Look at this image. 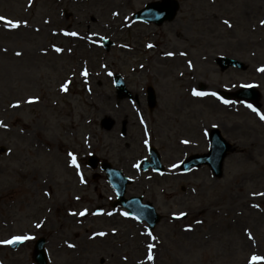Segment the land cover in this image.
I'll use <instances>...</instances> for the list:
<instances>
[{"label": "rangeland", "instance_id": "obj_1", "mask_svg": "<svg viewBox=\"0 0 264 264\" xmlns=\"http://www.w3.org/2000/svg\"><path fill=\"white\" fill-rule=\"evenodd\" d=\"M152 1L160 0L116 7L103 0H0V15L28 22L18 28L0 22V121L8 125L0 127V241L30 237L16 249L0 243V264H36L38 237L46 240L48 264H264L251 259L264 258V71H258L264 67V0H176L169 21L132 18ZM103 37L114 42L108 50ZM218 56L245 66L222 69ZM115 73L139 99L147 86L158 98L145 117L153 146L170 168L159 175L129 174L126 190L160 215L150 231L111 206L113 190L104 178L93 179L86 163L90 152L108 153V146L124 148L129 161L138 157L139 151H129L142 137L138 106L117 96ZM248 85L260 92L255 111L221 96ZM139 106L146 111L143 100ZM105 116L115 120L110 129L101 125ZM122 121L126 135L120 137ZM212 127L232 146L222 175L214 177L207 166L188 173L173 167L206 152L205 131ZM247 191L256 209L240 221L234 205ZM68 207L76 215L88 210L82 224L67 220ZM180 212L185 218L171 219ZM87 227L115 228L116 234L91 238ZM148 232L159 242L151 260L148 245L155 241Z\"/></svg>", "mask_w": 264, "mask_h": 264}, {"label": "water", "instance_id": "obj_2", "mask_svg": "<svg viewBox=\"0 0 264 264\" xmlns=\"http://www.w3.org/2000/svg\"><path fill=\"white\" fill-rule=\"evenodd\" d=\"M176 10V5L172 1H167V3H159L155 4L153 6H150L149 9L143 14V15H149L146 16V20H152L155 21L156 23H161L165 19H170L174 16ZM138 16H141L142 14H137ZM220 65L222 68H226L230 65H235V66H242V63L230 58H221L220 59ZM120 93L124 92V86H120L119 88ZM236 95L240 96L241 98H247L250 99L251 101L256 100L257 98V91L254 90L253 88H247V89H242L239 91ZM150 99L152 102H154V96L152 94V91H150ZM210 145L211 148L209 150L208 154L204 155H197V156H192L191 158L187 159L183 164L182 168L183 170L189 169L191 166H199L201 164H208L214 174L216 176H220L222 173V160L224 156L227 153V150L229 148V145L225 142V140L219 135L217 130H212L211 135H210ZM156 163L158 165V159H156ZM154 164V161H153ZM116 175L114 171H111ZM118 177V176H117ZM118 180H122L119 178ZM119 186L121 190H118L119 195L123 192V185H125L126 180L119 181ZM117 187V185H114ZM123 187V188H122ZM120 203L125 205L127 208L130 209V214L134 217H136L138 220H146L149 228H152L155 223L158 221L159 216L156 214L154 208L150 203H141V197H131L129 199H119ZM19 242L17 243H12L13 247H15ZM43 245H44V239L39 238L36 241L35 244V250H34V259L38 262V264H46V259H45V253L43 250Z\"/></svg>", "mask_w": 264, "mask_h": 264}, {"label": "bare ground", "instance_id": "obj_3", "mask_svg": "<svg viewBox=\"0 0 264 264\" xmlns=\"http://www.w3.org/2000/svg\"><path fill=\"white\" fill-rule=\"evenodd\" d=\"M99 1H102V0H99ZM103 1L111 3L112 5H114L116 7V6L123 5V4L130 5V4H132L133 2H135L137 0H119L117 2H114V0H103ZM115 7L111 8V10L112 11H116ZM121 25H123V24H121ZM74 33H76V32H74ZM73 36L75 37V39H77L79 41H82V42L85 41V39L83 37H80L78 34L77 35H73ZM67 161H68V167L70 169H73V171H74L76 167L72 165L71 159H68ZM242 186L243 185L241 184L240 187H242ZM249 192L250 191H247V193L245 194L246 196L244 195L245 197H243L241 200H239L234 205V213H235L234 217L237 218L240 221L241 220L247 221V218L249 219V215L253 213L252 210L256 209L255 204L252 202V198L250 197L251 193L249 194ZM52 195H53V191L49 190L48 198L50 200H51ZM69 209H72V208L68 207L67 209L64 210V215L66 216L67 220H70V221H78V220H80L79 225L82 224L83 216L72 215L71 213H73V212H71ZM86 229H87L86 232L88 233L89 237H91V238H93V237H102V236H99V235H93L94 233H100L101 232L100 230H92L90 227H87ZM113 229H115V228H109L104 233H106V235L114 236L116 234V230L113 231ZM78 232H79L78 229H74L73 230V235L76 236V234ZM245 240H246V238H245ZM245 240H243V241L245 242V244L247 246H249V242L245 241ZM158 243H159L158 241L150 242V244H154L155 245L154 248H157ZM138 248H139V250H141L140 246H138ZM101 261H102V258H100V262ZM246 264H249V263H246Z\"/></svg>", "mask_w": 264, "mask_h": 264}, {"label": "snow or ice", "instance_id": "obj_4", "mask_svg": "<svg viewBox=\"0 0 264 264\" xmlns=\"http://www.w3.org/2000/svg\"><path fill=\"white\" fill-rule=\"evenodd\" d=\"M114 15H115V13H114ZM0 21H3V22H4V26L7 27V28H18V27L21 25V23H23V24H25V25L28 23L26 20H25V21L12 20V19L7 18V17H5V16H3V15H0ZM224 23L227 24L229 27H231V24H230V22H229L228 20H225ZM260 23H261L262 25H264V20H261ZM71 35H77V33H71ZM148 46H149V47H152V45H148ZM54 47H55V46H54ZM56 51L59 52V51H61V49L57 47V48H56ZM20 54H21V53H19V52L16 53V55H18V56H19ZM166 55L171 56V55H173V53L169 52V53H166ZM258 71H264V67H261L260 69H258ZM84 75H87V72H86V71H85ZM64 90H66V87L64 88ZM194 95H204V93L196 92V91L194 90ZM212 95H215V93H212ZM29 102H31V100H30ZM14 106H16V105H14ZM248 106H249L250 108L252 107V105H248ZM253 110L255 111V109H253ZM261 118L264 119V115H262ZM0 127L7 128L8 125H7L6 123H4L3 121H0ZM145 143H147V141H145ZM185 143H187V141H185ZM68 155L71 157V163H72V165L78 167V165H77V161H76V156H75L73 153H71V152H70ZM173 167H175V165H173ZM81 182H82V183L84 182V180H83V176H81ZM259 195H264V193H259ZM257 206H258V205H257ZM87 211H88V210L85 209V210L79 212L78 215H80V216H84V215H86ZM71 214H72V215H76L77 213H71ZM109 215H111V213H109ZM123 215L128 216V213L125 212V213H123ZM174 215H177V216H184V215H186V213H184V212H180V213H174ZM36 227H40V224H37ZM113 231H115V229H113ZM93 235L104 236V235H106V233H104V232H100V233H94ZM147 235L150 236V237L152 238V240H154V241L157 239V237L154 236V235L152 234V232H148ZM29 238H30V237H28V236H13V237H12L11 239H9V240L0 241V243L12 244V243H17V242H21V241L27 240V239H29ZM249 238H251V236H250ZM69 247H74V245H69ZM154 247H155L154 244H149V245H148V248H149L148 259H149V260L153 259V254H152L151 249H153ZM251 259H252L253 262H255V261H259V260L264 259V258H262V257H260V256L253 255Z\"/></svg>", "mask_w": 264, "mask_h": 264}, {"label": "flooded vegetation", "instance_id": "obj_5", "mask_svg": "<svg viewBox=\"0 0 264 264\" xmlns=\"http://www.w3.org/2000/svg\"><path fill=\"white\" fill-rule=\"evenodd\" d=\"M141 116H143L144 114V109H141ZM142 124L145 125L144 123V117H142ZM151 135L153 136V128L151 127ZM108 150V153H104V152H99L98 154L109 160L111 163L117 165L119 168H121L122 170L126 171V172H134V170L136 169L135 166L123 155L124 152V148H115L114 151H112V148L110 146L105 147ZM142 153V151H140L138 153V156H140ZM132 159L135 158V156L131 157Z\"/></svg>", "mask_w": 264, "mask_h": 264}]
</instances>
